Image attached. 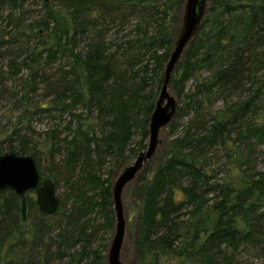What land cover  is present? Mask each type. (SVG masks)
I'll list each match as a JSON object with an SVG mask.
<instances>
[{
    "label": "trees",
    "instance_id": "trees-1",
    "mask_svg": "<svg viewBox=\"0 0 264 264\" xmlns=\"http://www.w3.org/2000/svg\"><path fill=\"white\" fill-rule=\"evenodd\" d=\"M183 2L0 0V155L32 156L56 190L64 180L53 214L25 194L24 221L0 191V264H105L86 216L115 223L111 184L146 147ZM169 87L160 159L125 188L133 264H252L241 248L264 262V0H208Z\"/></svg>",
    "mask_w": 264,
    "mask_h": 264
},
{
    "label": "water",
    "instance_id": "water-1",
    "mask_svg": "<svg viewBox=\"0 0 264 264\" xmlns=\"http://www.w3.org/2000/svg\"><path fill=\"white\" fill-rule=\"evenodd\" d=\"M207 2L208 0H184L180 15L181 25L165 63L161 87L149 116L146 147L138 152L131 163L122 166L113 178L111 195L115 223L106 253V264H125L121 259L127 229L123 193L126 186L133 183L144 165L155 156L157 148L162 143L160 134L176 114L178 102L169 91L170 79L178 61L200 27ZM6 189L12 190L20 197L23 221L26 219L25 194L28 191L34 192L35 202L41 213L53 214L59 206L54 182L50 178L41 177L35 159L29 155H19L12 151L0 155V191Z\"/></svg>",
    "mask_w": 264,
    "mask_h": 264
},
{
    "label": "rangeland",
    "instance_id": "rangeland-1",
    "mask_svg": "<svg viewBox=\"0 0 264 264\" xmlns=\"http://www.w3.org/2000/svg\"><path fill=\"white\" fill-rule=\"evenodd\" d=\"M27 8L29 10H33L34 14H35V9L40 8V3L32 1L27 5ZM179 20H180L179 23L177 21V24H176V27H178V30H179L180 25H181V16H180ZM175 38H176V35H175ZM186 85L189 86V83H187ZM169 91L172 95H174L173 90L170 87H169ZM39 99H40V96L34 98V100H39ZM216 104L219 105V103H216ZM44 123H48L47 119L35 120V122H34L35 133H36L33 137L34 146H35V142L41 141L43 139V137L41 135L42 131L45 129V127L48 126ZM167 137H168L167 130L164 129L160 134V139H161V141H163V140L167 139ZM37 143H39V142H37ZM161 151L162 150L160 149V147H158L157 152L155 154V157L153 158V161L155 163L160 159ZM61 158H62V156L57 155L53 159V162H50L52 160L49 161V159H47L46 156L43 159L41 158V169L43 171H46L47 169H48V171H50L49 168L58 169V167L61 165V162L58 163ZM132 161H130V163ZM62 177H63V173H61V175H60V178H61V182H59L60 187L56 190L57 196H59V193L62 192L63 188H64V183H63L64 180ZM123 205H124L125 215L127 216V218H126L127 219V229H126L124 243H123V247H122L121 259L125 264H133L134 263V255L132 252V230H129V224L132 222L131 221L132 219L129 217V212L127 209L128 205H127V198H126L125 190L123 193ZM67 208H68V205H67ZM86 217H88L87 219H90V218L94 219V221L92 222V225L89 228H86V230H85L86 235L83 236L85 238V241L90 242L91 247H93L95 249L104 250V253H107L109 243H110L111 238H112L113 233H114V225L110 228L101 227L100 224L102 223V218L100 216L96 217V215L94 213H88ZM240 254H241L240 257L244 258V261L250 260V262L252 264H256V263L260 262L256 259L251 260L249 258V256H247V253L242 248L240 249ZM162 261H164L166 264H191L184 257L174 256V255L169 256V257H165L162 259ZM105 264H106V261H105Z\"/></svg>",
    "mask_w": 264,
    "mask_h": 264
}]
</instances>
